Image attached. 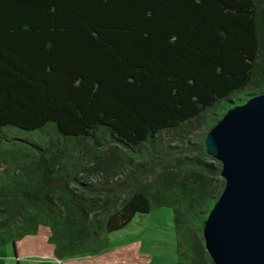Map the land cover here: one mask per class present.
Here are the masks:
<instances>
[{"label": "trees", "instance_id": "16d2710c", "mask_svg": "<svg viewBox=\"0 0 264 264\" xmlns=\"http://www.w3.org/2000/svg\"><path fill=\"white\" fill-rule=\"evenodd\" d=\"M259 94L264 0H0V247L46 226L56 258L96 255L170 207L177 264H214L205 137Z\"/></svg>", "mask_w": 264, "mask_h": 264}, {"label": "water", "instance_id": "95a60500", "mask_svg": "<svg viewBox=\"0 0 264 264\" xmlns=\"http://www.w3.org/2000/svg\"><path fill=\"white\" fill-rule=\"evenodd\" d=\"M205 148L225 179L204 224L206 250L214 264H264V94L229 109Z\"/></svg>", "mask_w": 264, "mask_h": 264}, {"label": "rangeland", "instance_id": "374dc122", "mask_svg": "<svg viewBox=\"0 0 264 264\" xmlns=\"http://www.w3.org/2000/svg\"><path fill=\"white\" fill-rule=\"evenodd\" d=\"M11 130L18 138L41 134V132L21 131L16 128ZM164 135L173 143H179L182 138L176 132H165ZM49 139L51 137L47 138ZM48 236V227L41 226L36 235L25 237L16 242V246L8 243L0 247V264H53L52 257L48 254L53 250V245L49 243ZM69 262L72 264H177L173 210L170 207H161L149 214L138 215L124 229L110 234V247L107 250L96 255H82Z\"/></svg>", "mask_w": 264, "mask_h": 264}, {"label": "built area", "instance_id": "2783aa9c", "mask_svg": "<svg viewBox=\"0 0 264 264\" xmlns=\"http://www.w3.org/2000/svg\"><path fill=\"white\" fill-rule=\"evenodd\" d=\"M56 264H70L66 259L55 258Z\"/></svg>", "mask_w": 264, "mask_h": 264}, {"label": "crops", "instance_id": "0c3cea01", "mask_svg": "<svg viewBox=\"0 0 264 264\" xmlns=\"http://www.w3.org/2000/svg\"><path fill=\"white\" fill-rule=\"evenodd\" d=\"M48 254H50L51 255V259H52V263L53 264H56V260H55V256H54V253H53V250L50 252V253H48ZM72 259H74V258H72ZM69 260H71V259H69ZM69 260H67L68 262H69ZM70 264H72L71 262H69Z\"/></svg>", "mask_w": 264, "mask_h": 264}]
</instances>
